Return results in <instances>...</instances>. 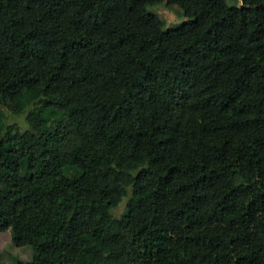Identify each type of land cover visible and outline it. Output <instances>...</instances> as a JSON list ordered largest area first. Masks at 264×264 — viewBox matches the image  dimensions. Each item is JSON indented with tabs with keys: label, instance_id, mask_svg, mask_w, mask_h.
I'll list each match as a JSON object with an SVG mask.
<instances>
[{
	"label": "trees",
	"instance_id": "16d2710c",
	"mask_svg": "<svg viewBox=\"0 0 264 264\" xmlns=\"http://www.w3.org/2000/svg\"><path fill=\"white\" fill-rule=\"evenodd\" d=\"M162 1L0 0L9 264H264V0Z\"/></svg>",
	"mask_w": 264,
	"mask_h": 264
},
{
	"label": "rangeland",
	"instance_id": "374dc122",
	"mask_svg": "<svg viewBox=\"0 0 264 264\" xmlns=\"http://www.w3.org/2000/svg\"><path fill=\"white\" fill-rule=\"evenodd\" d=\"M170 0H163L158 5L147 6L148 10L158 13L164 19L166 25L170 23L175 25L182 24L185 20L189 19V13L181 11L174 3H169ZM9 123H17L22 125V120L17 116L9 115ZM124 203H121L115 212H122ZM0 253L4 255L3 264H9V258L11 256L18 257L21 260L27 261L31 258V249L28 246L15 247L11 243L10 232L8 230L0 232ZM10 257H7V256Z\"/></svg>",
	"mask_w": 264,
	"mask_h": 264
},
{
	"label": "water",
	"instance_id": "95a60500",
	"mask_svg": "<svg viewBox=\"0 0 264 264\" xmlns=\"http://www.w3.org/2000/svg\"><path fill=\"white\" fill-rule=\"evenodd\" d=\"M240 6H241V7H243V6H244V5H243V3H242V0H240Z\"/></svg>",
	"mask_w": 264,
	"mask_h": 264
}]
</instances>
